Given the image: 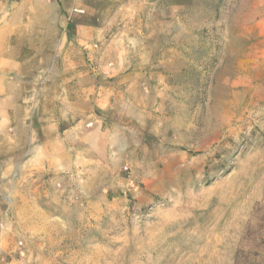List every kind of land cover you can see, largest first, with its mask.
<instances>
[{"label":"rangeland","instance_id":"rangeland-1","mask_svg":"<svg viewBox=\"0 0 264 264\" xmlns=\"http://www.w3.org/2000/svg\"><path fill=\"white\" fill-rule=\"evenodd\" d=\"M51 109L82 147L0 157V264H264V0H0V143Z\"/></svg>","mask_w":264,"mask_h":264},{"label":"crops","instance_id":"crops-1","mask_svg":"<svg viewBox=\"0 0 264 264\" xmlns=\"http://www.w3.org/2000/svg\"><path fill=\"white\" fill-rule=\"evenodd\" d=\"M46 114L51 117L47 119L44 117ZM41 123L37 124V139L35 140H22L18 144H14L12 141H4L0 143V157L4 156L6 172L13 176V168L12 165L15 162V159H25L28 165H32V171L40 170V168L33 167L34 164L44 163L46 166H43V170L45 172L55 171L52 168V165L57 162L58 158L64 156H71L72 154H76L78 149L76 147L70 148L73 144H79L82 147L81 143H77V138L73 137L72 140H66L63 137L58 136L56 133L60 121L64 119H59L58 112L55 110H46L41 114ZM74 114L73 111L71 115L66 117V120L72 122ZM60 120V121H59ZM80 125H77L76 128H79ZM74 128V127H72ZM75 129V128H74ZM72 134V133H71ZM76 141V142H75ZM20 151V153H19ZM50 163V165H49ZM11 165V168L9 166ZM42 169V167H41Z\"/></svg>","mask_w":264,"mask_h":264}]
</instances>
